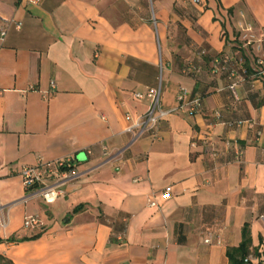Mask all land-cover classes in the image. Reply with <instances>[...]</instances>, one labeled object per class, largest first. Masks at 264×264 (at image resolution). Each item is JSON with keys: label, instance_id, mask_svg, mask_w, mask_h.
Instances as JSON below:
<instances>
[{"label": "crops", "instance_id": "0c3cea01", "mask_svg": "<svg viewBox=\"0 0 264 264\" xmlns=\"http://www.w3.org/2000/svg\"><path fill=\"white\" fill-rule=\"evenodd\" d=\"M40 2L0 0L7 264H231L244 228L245 264H264V47L241 38L264 31V0ZM219 58L244 59L235 93ZM182 87L200 114L127 131L150 105L135 93L161 88L173 111ZM67 158L82 178L53 204L23 187L25 166ZM30 216L40 225L25 230Z\"/></svg>", "mask_w": 264, "mask_h": 264}, {"label": "built area", "instance_id": "2783aa9c", "mask_svg": "<svg viewBox=\"0 0 264 264\" xmlns=\"http://www.w3.org/2000/svg\"><path fill=\"white\" fill-rule=\"evenodd\" d=\"M29 5H38L41 0H23ZM1 41H4L6 36V32L2 31ZM246 42L245 46L251 45L253 41L257 40L260 47H264V32L261 33L259 37H255L252 35L251 27H248L246 30ZM229 59L225 58L223 62L221 59H216L214 61V71L221 69L222 71L228 72V79L233 81L229 85V90L232 93H235V89L239 81H234V79L239 75L238 70L236 68L232 69L228 67ZM239 68L243 69L245 72L243 62L244 59H239L237 61ZM255 66H257V74L260 77L264 76V56L255 61ZM162 69V65L160 66ZM163 70V69H162ZM51 86L55 87V83L52 82ZM178 106L173 109V111H162L161 110V88L159 89H150L146 93H135V98L139 100H144L147 98L150 101L149 108L147 113L136 120L134 125L128 128V132L134 134L135 131H139L140 133L151 131L156 128L158 123L165 119L170 113L174 112H183L188 113L190 115L200 114L202 112V98L196 97L190 99L188 96V92L185 88H180L178 96H177ZM215 116L220 118V113H216ZM195 144L193 145V147ZM239 151V150H238ZM242 153L239 151V155ZM105 156L108 157V152L105 151ZM22 176V185L23 187L31 193L32 196L41 198L47 204H53L57 199L63 196L64 192L60 188V185L64 183H68L70 181H76L82 178V174L77 171V169L73 165L72 158H67L64 160H58L53 163L39 160V163L35 166H25L21 170ZM164 198H168V192L165 193ZM149 207L154 208L157 205V202L153 200L148 201ZM40 225V221L38 217H26L24 221V229H33ZM214 238L212 235H207L204 238V243L212 244ZM249 261V258L246 259V262Z\"/></svg>", "mask_w": 264, "mask_h": 264}, {"label": "trees", "instance_id": "16d2710c", "mask_svg": "<svg viewBox=\"0 0 264 264\" xmlns=\"http://www.w3.org/2000/svg\"><path fill=\"white\" fill-rule=\"evenodd\" d=\"M219 59L222 60L221 62H223V60H224V58H219ZM228 61H229L228 67H230L232 69L236 68L238 70V73H239V75L234 79V81H240L242 75H244L245 72H243V69L239 68V66L233 65V63H234L233 60L229 59ZM214 69H215V67H214ZM220 72L223 73L226 76V78L228 79V74H229L228 72H225V71H222L221 69L220 70L218 69L216 73H220ZM232 82L233 81H230V84ZM243 236H244V240H243L242 244L240 245V247L237 249H233V250L229 251V259H230L231 264H245V261L248 257V254H249V252L247 251L248 245H249V236H248V229L247 228H244ZM0 263L1 264H7V262L5 261V259L1 255H0Z\"/></svg>", "mask_w": 264, "mask_h": 264}, {"label": "rangeland", "instance_id": "374dc122", "mask_svg": "<svg viewBox=\"0 0 264 264\" xmlns=\"http://www.w3.org/2000/svg\"><path fill=\"white\" fill-rule=\"evenodd\" d=\"M263 32H264V31H263ZM241 38L243 39L242 42L245 43V42H246V41H245V40H246V35L242 36ZM242 42H241V44H240L241 46L244 44V43H242ZM248 46L251 47V49H252V44H251V45H248Z\"/></svg>", "mask_w": 264, "mask_h": 264}]
</instances>
